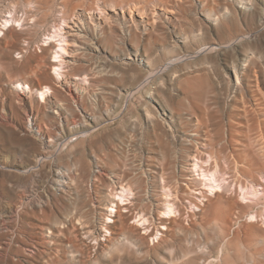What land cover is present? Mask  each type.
Wrapping results in <instances>:
<instances>
[{
  "label": "rangeland",
  "instance_id": "rangeland-1",
  "mask_svg": "<svg viewBox=\"0 0 264 264\" xmlns=\"http://www.w3.org/2000/svg\"><path fill=\"white\" fill-rule=\"evenodd\" d=\"M247 119L264 0H0V264H264Z\"/></svg>",
  "mask_w": 264,
  "mask_h": 264
},
{
  "label": "bare ground",
  "instance_id": "bare-ground-1",
  "mask_svg": "<svg viewBox=\"0 0 264 264\" xmlns=\"http://www.w3.org/2000/svg\"><path fill=\"white\" fill-rule=\"evenodd\" d=\"M52 63H54V61L52 62ZM20 87H25L24 85H22L21 83L20 84H18ZM21 89V88H20ZM39 93L42 95V97H43V95H44V92H40L39 91ZM244 111V113H245V116H247L248 117V112L246 111L245 112V110H243ZM250 115V114H249ZM248 120V122L246 123L247 124V128H248V131H251V132H256V136H257V138H258V141H257V143L258 144H261V147H260V149H264V121H255V120H253V119H247ZM264 151V150H263ZM240 156V155H239ZM248 158V157H247ZM238 160H240L242 163L244 162L245 164H246V158H243V157H239V159ZM256 161V160H255ZM252 164V163H251ZM256 164V163H255ZM250 167H251V165H250ZM215 181V180H214ZM213 182V181H212ZM216 182V181H215ZM213 187V186H212ZM162 229L163 230H166V228L165 227H162ZM130 231L132 232V233H137V234H139L137 231H136V227L135 226H130ZM136 234V236H137V238H138V235ZM139 240H141V241H145V237H143V236H141L140 234H139Z\"/></svg>",
  "mask_w": 264,
  "mask_h": 264
}]
</instances>
